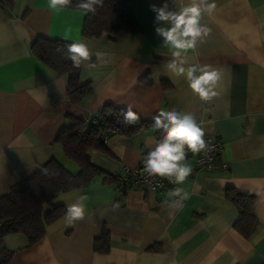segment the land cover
Segmentation results:
<instances>
[{
  "label": "crops",
  "instance_id": "obj_1",
  "mask_svg": "<svg viewBox=\"0 0 264 264\" xmlns=\"http://www.w3.org/2000/svg\"><path fill=\"white\" fill-rule=\"evenodd\" d=\"M215 2L216 11L201 21L210 35L186 56L190 64L221 70L219 95L210 102L166 69L171 52L155 32L150 9L164 0H131L140 32L99 38L82 36L83 12L55 13L48 0H12L10 8L0 7V197L52 158L76 173L55 138L68 126V115L90 122L105 105L121 110L131 104L141 121H153L161 110L191 113L207 136L221 141L220 160L228 164L226 170H207L186 155L192 173L183 184L119 192L122 166L143 163L161 133L153 122L133 135H114L103 149L88 152L100 171L93 182L53 202L67 210L86 195L85 217L70 224L65 212L32 246L22 234L6 236L11 264H264V0ZM168 3L174 8L188 0ZM38 37L88 44L80 83L90 90L79 104L67 98V77L31 54ZM174 188L189 198L170 196ZM228 189L254 197L256 223L248 238L234 228L238 213ZM104 232L108 250L102 253L93 245Z\"/></svg>",
  "mask_w": 264,
  "mask_h": 264
},
{
  "label": "trees",
  "instance_id": "obj_2",
  "mask_svg": "<svg viewBox=\"0 0 264 264\" xmlns=\"http://www.w3.org/2000/svg\"><path fill=\"white\" fill-rule=\"evenodd\" d=\"M131 0H104L102 7H97L96 13L84 14L82 36L99 38L102 34L111 37L120 32L137 34L140 28L134 21L129 3ZM79 0H72L70 7L65 9L77 10ZM12 0H0L1 8H10ZM82 12V11H81ZM69 42L38 37L31 45V54L51 70L67 77V98L72 105H77L89 93V84L80 83V67H74L67 58ZM145 81H147L145 79ZM163 87H168L162 81ZM69 124L58 132L55 142L58 143L64 155L78 167L76 173L66 170L54 158L28 177L13 184L8 193L0 197V264H11L13 253L3 244L9 235L22 234L28 246L39 242L45 235V228L63 216L66 208L53 202L58 195L87 188L99 169L93 166L88 152L91 149H103V135L108 138L114 135L130 136L139 132L143 127L154 121H139L136 124H126L121 110L105 105L90 122L68 115ZM99 118L98 124L92 120ZM113 130V133H109ZM47 169V174L41 169ZM228 200L235 206L238 219L234 224L235 230L248 238L255 228V218L252 214L254 197L242 195L233 189L227 190ZM93 248L98 252L108 250V235L104 232L94 241Z\"/></svg>",
  "mask_w": 264,
  "mask_h": 264
},
{
  "label": "clouds",
  "instance_id": "obj_3",
  "mask_svg": "<svg viewBox=\"0 0 264 264\" xmlns=\"http://www.w3.org/2000/svg\"><path fill=\"white\" fill-rule=\"evenodd\" d=\"M103 3L104 0H79L76 7L85 15L95 14L97 7H102ZM71 4L72 0H48L49 9L55 13L63 11ZM172 4L176 5V0H172ZM216 8L215 0H188L185 5L174 8L169 7L168 0H164L159 6L150 5L151 11L155 13V32L162 38L163 46L171 52L172 58L167 62L166 69L177 78L183 77L192 93L204 102H210L219 95L217 89L222 72L209 64H190L186 56L210 35L211 29L201 21L204 15L211 16ZM70 32L71 28H68L65 39ZM66 47L67 58L72 61L74 67L78 68L82 62L89 60L90 49L87 43L72 42ZM121 113L126 124H136L140 121V116L133 111L131 104L122 108ZM152 119L154 128L161 133V138L155 142V146L143 160L144 171L149 177L159 176L167 178L171 183L183 184L192 173V168L184 163L186 152L197 154L208 148L203 138L204 131L197 124L193 114L178 112L175 109L161 110ZM41 171L47 174L48 170L42 168ZM170 196L183 201L189 198V193L182 188H174ZM87 199L86 195H81L75 203L67 205L68 223L85 217Z\"/></svg>",
  "mask_w": 264,
  "mask_h": 264
},
{
  "label": "built area",
  "instance_id": "obj_4",
  "mask_svg": "<svg viewBox=\"0 0 264 264\" xmlns=\"http://www.w3.org/2000/svg\"><path fill=\"white\" fill-rule=\"evenodd\" d=\"M99 121V118H95L92 120V123L96 125ZM199 126L202 128L201 125ZM108 132L112 134L113 130H109ZM107 135V132H105V134L103 135V141L105 143L108 140ZM203 138L208 145V148L205 151H201L197 154H193L192 152L187 151L186 155L194 161L197 167L207 170L218 167L221 170H226L228 168V164L220 160V152L223 146L221 141L217 138L207 136L205 132ZM171 184L173 183L169 182L167 178H161L159 176L149 177L144 171L143 163H140L134 166H122L120 175L117 179L116 189L121 192L127 188H141L147 191L157 192L164 190Z\"/></svg>",
  "mask_w": 264,
  "mask_h": 264
}]
</instances>
